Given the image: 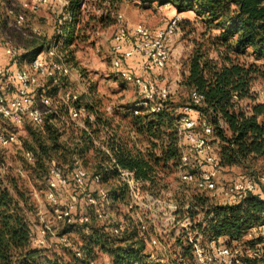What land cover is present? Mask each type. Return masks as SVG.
Returning <instances> with one entry per match:
<instances>
[{
  "label": "trees",
  "instance_id": "trees-1",
  "mask_svg": "<svg viewBox=\"0 0 264 264\" xmlns=\"http://www.w3.org/2000/svg\"><path fill=\"white\" fill-rule=\"evenodd\" d=\"M66 1L64 8L69 17L60 40L68 45L77 37L75 25L83 0ZM141 1L171 2L178 11L195 9L208 27L220 29L213 40L219 43L220 58L214 60L196 53L189 61L184 83L190 92L194 89L202 95L200 104L194 105L189 114L198 121L200 133L203 121L211 127L212 132L207 137L218 147L220 168L244 165L248 160L263 156L264 99L259 100L253 86L258 78L264 80V0ZM85 106L96 116L95 122L89 124V131L73 124H63L55 111L46 116L42 125L44 137L30 129L37 145L28 148H31L36 170L45 174V179L52 160L69 167L68 177L77 159L92 173L100 174V183L107 190L109 209L115 210V217L127 223L124 231L120 235L112 234L109 228L114 222L111 220L101 230L91 227L86 234L87 242L79 246L83 256L71 251L68 260H51L44 256V249L30 244L25 191L16 186L14 180L11 181L13 186H6L0 178V264H90L95 258L96 246L110 255L112 264H180L175 247L181 255L191 259L192 245L189 242L184 245L180 235L172 245L161 243L165 261L149 257L146 242L151 234H157V229L143 214L148 229L141 232L140 219L132 216L138 208H127V187L117 170V167H122L133 171L143 190L159 196L164 186L160 174L165 170L178 171L180 165L177 119L185 113L184 109L172 107L150 112L148 106H141L136 108V113L134 109L128 110L122 114L123 119H129L123 134L121 124L113 115L105 114L91 103ZM101 133H106V140L101 139ZM94 136L109 147L112 156L94 144ZM69 186L74 184L70 182ZM197 191L183 194L180 203L175 202L177 208L173 214L176 221L187 216L192 222L190 230L195 228L203 238L213 239L217 244H241V260L234 264H264V232L245 239L251 228L260 230L264 225V185L237 203H216L211 201L208 193ZM82 192L81 205L87 206L89 211L85 212L89 214L91 210L98 220L92 206L86 202L87 195L97 197V191L88 187ZM123 210L128 211L127 216ZM200 214L202 216L198 218ZM89 222L68 225L83 227ZM257 248L260 252L253 254Z\"/></svg>",
  "mask_w": 264,
  "mask_h": 264
},
{
  "label": "rangeland",
  "instance_id": "rangeland-1",
  "mask_svg": "<svg viewBox=\"0 0 264 264\" xmlns=\"http://www.w3.org/2000/svg\"><path fill=\"white\" fill-rule=\"evenodd\" d=\"M64 1H44L39 9L26 11L24 21L18 25L15 22V14L20 11V0H0V31L3 36V41L0 43V67H16L21 61L20 59H11L4 54L5 41L22 47L26 52L36 53L39 50L38 53L41 55H45L48 46L54 43L56 57L68 63L70 72L60 79L59 84H53L49 79L44 80L48 92L56 99L63 96L66 91L76 92L79 96L78 104L85 106L86 103H91L98 106L105 114L113 115L115 121L121 124L120 131L124 134L123 131L127 129L125 126L129 124V119H123L122 114L135 107L134 102L141 99V94L133 83L120 79L117 75L119 70L112 65V46L119 23L117 15L122 14V22L128 26L141 23L152 29L159 20L162 22L170 16L168 8L173 3L169 7L164 3L165 7H163V4L158 2L143 3L141 0H83L78 11V23L75 25L77 37L72 44L67 45L60 40V37L64 35L63 29L69 17V13L64 8L67 3ZM182 12L180 31L174 37L171 61L166 67H147L137 56L128 61L122 60L124 69L152 81L158 89L167 88L170 95L165 108L174 107L176 110H181L189 103L190 90L184 80L188 74L192 55L201 53L214 60L220 58L217 47L219 43L216 44L213 41L215 36L220 33V29L208 27L197 15L195 9ZM136 58L141 65L134 67L131 63ZM2 85L5 86V83ZM253 88L257 91L259 100H263L264 80L258 78L254 82ZM4 90L7 95L11 93L7 86L4 87ZM61 102L59 99L55 103V108L58 117L67 120V114ZM107 107H110L111 110L107 111ZM30 129L36 131L40 137L45 135L42 125L24 123L22 126L16 127L0 117V132L4 134L16 133V141L6 146L0 144V178H3L6 186H13L11 181L14 180L16 186H21L28 197L26 212L30 223L31 246L44 249V256L51 260L65 261L71 258L73 248L85 245L88 240L86 234H89L91 227L101 230L107 226L106 223L109 221L95 219L91 210L89 213L90 222L83 227H71L57 219L53 206L49 204L45 196V174L36 170L34 159L28 160L25 155V152H31V148L29 149L28 146L37 145L34 137L30 134ZM197 130L200 132L201 127L198 126ZM184 147L185 152L190 155L192 167L199 166L200 159L196 158L187 143ZM53 162L69 175V167L61 166L56 160H52L49 167L54 164ZM240 175L252 178L260 188H263L259 177L264 176V155L248 160L244 165L221 167L215 178L216 189L213 193H208L211 201L224 202L220 193L223 186L234 182ZM160 178L164 186L161 194L157 196V200L146 201V207L138 208L136 213L133 211L132 216L135 219L145 220L143 215L145 214L146 220L156 227L160 243L172 245L179 235L184 245L186 242L192 243L199 232L195 228L194 230L184 228L181 218L172 222L168 218V204L170 202L179 204V199L183 194L188 195L198 191L193 184L184 182L175 169L163 171ZM57 193L61 205L73 201L78 206L79 212L89 211L87 206L81 205L83 198L81 189L75 188V186H65L58 188ZM108 212L110 217L116 216L115 210L112 212L109 209ZM127 212L123 210L126 216ZM201 216L200 214L198 218ZM106 230L109 231L108 228ZM261 232H264V227L255 231L251 229L245 239ZM61 236H66L67 241L63 242L60 239ZM40 239H43L42 243L38 241ZM175 248L179 250L177 247ZM94 250L95 258L92 260L98 263L110 261V255L107 252L101 251L97 246ZM163 250L161 245L153 246L146 242V251L154 253L155 257L161 258ZM188 264L197 263L192 258H188Z\"/></svg>",
  "mask_w": 264,
  "mask_h": 264
},
{
  "label": "built area",
  "instance_id": "built-area-1",
  "mask_svg": "<svg viewBox=\"0 0 264 264\" xmlns=\"http://www.w3.org/2000/svg\"><path fill=\"white\" fill-rule=\"evenodd\" d=\"M46 0H20V11L15 14V22L20 25L25 19L26 11H35L39 9L42 3ZM64 3H67L65 0ZM165 5L170 6L171 2H166ZM119 23L114 36L112 46V65L118 69V77L124 82L133 83L141 94V99L134 103V112L136 108L148 106L150 112H158L165 108L166 100L170 95L167 88H157L155 84L130 70L122 67V60H129L137 56L143 65L147 67L164 68L172 57L174 37L180 31L181 16L175 13L169 18L167 23L156 30H153L141 23H135L131 26L123 23L122 14H118ZM3 41L2 32L0 31V43ZM4 54L11 59H20L16 67H0V117L8 120L14 126L20 127L24 123H29L36 126H41L46 120L49 113L55 112V103L61 99L64 105L67 120H62L63 124H73L75 127L89 131V124L96 120L95 113L88 110L86 106L78 104L79 96L76 92L66 91L59 99L53 97L47 90L44 80L49 79L53 84H59L60 79L67 76L70 72V67L67 62L59 57H56L55 44L50 45L45 55L41 53H31L25 51L22 47L16 46L8 41L4 42ZM5 81V82H4ZM5 83L11 93L7 95L4 92L2 84ZM58 98V97H57ZM202 95L192 89L190 92L189 103L183 107L184 112L177 119V128L180 138L181 154L180 165L178 172L181 179L186 183L195 185L196 189L201 192L213 193L216 189L215 178L219 172V157L216 151V145L207 137L212 132L211 127L203 121L201 123L202 132L196 131L198 121L189 113L193 110L194 105L200 104ZM107 107V111H110ZM105 134L101 135V139L106 140ZM16 141V133H1L0 144L8 145ZM95 145L99 146L110 156H112L109 147L101 143V140L93 137ZM189 146L196 158L200 159V165L192 167L190 155L185 152L184 145ZM28 160L33 159L30 151L25 152ZM54 163V162H53ZM204 164V165H202ZM120 180L126 185L128 193L127 208L146 207V201L154 202L157 197L142 189L140 182L134 177L133 171L117 167ZM259 180L264 185V176H260ZM70 182L81 191H85L88 187L97 191V197L88 194L86 197L87 204L91 205L95 216L98 219H107L114 222L110 225V232L114 235H120L124 231L127 223L123 219H118L111 216L108 212L109 201L107 190L100 183V174H94L86 168L80 160H75L71 175L68 177L63 169L57 164H51L46 177L45 196L49 204L53 206V211L58 220H62L67 224L86 223L90 220V216L86 212H78L75 202L69 201L61 205L58 199L57 190L60 187L69 186ZM258 187L255 180L240 175L234 182L223 186L221 195L226 203H237L249 193H252ZM61 205V206H60ZM149 207V206H148ZM177 206L175 202L168 204V218L172 222L176 221L173 212ZM141 221L140 230L145 232L148 229V224L144 219ZM184 228L190 230L192 226L191 220L185 216L182 218ZM261 227H264L262 225ZM254 231L256 227L251 228ZM250 229V230H251ZM158 234H151L148 238V243L153 246L164 245L160 243ZM63 242L67 241L66 236L60 238ZM37 241V240H36ZM40 243L43 239L38 240ZM37 241V242H38ZM191 258L197 264H234L239 263L242 256V245L217 244L213 239H205L200 234L194 237L191 243ZM77 256H83L82 250L79 247L74 249ZM260 251L257 248L253 254H258ZM151 259L158 257L154 253H149ZM177 261L180 264H188V257L181 255L180 250L176 253ZM166 260L164 256L159 258ZM90 264H112L110 261L98 263L94 260Z\"/></svg>",
  "mask_w": 264,
  "mask_h": 264
},
{
  "label": "crops",
  "instance_id": "crops-1",
  "mask_svg": "<svg viewBox=\"0 0 264 264\" xmlns=\"http://www.w3.org/2000/svg\"><path fill=\"white\" fill-rule=\"evenodd\" d=\"M163 7H165V5L163 4L162 5ZM174 5H172V6H170V8H168V9H170V11L168 12V15H170L168 18H166V19H164L162 22H161V20H159L157 23V25L154 27V28H152L153 30H156V29H158V28H161V27H163L166 23H167V21L169 20V18L171 17V16H173V14L174 13H178L179 15H183L182 13V11H178L177 9H176V7H173ZM169 7V6H168ZM132 61V60H131ZM138 59L136 58L134 61H133V63H131L132 65H134V67L135 66H139V65H141L140 63H138ZM138 70H140V67H138ZM135 103V102H134ZM137 103V102H136ZM216 151L218 152V147H216Z\"/></svg>",
  "mask_w": 264,
  "mask_h": 264
}]
</instances>
